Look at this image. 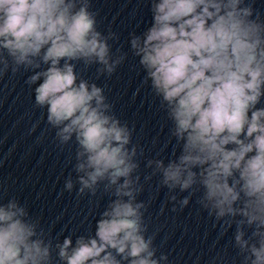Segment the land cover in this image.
<instances>
[{"label": "clouds", "instance_id": "9594fccd", "mask_svg": "<svg viewBox=\"0 0 264 264\" xmlns=\"http://www.w3.org/2000/svg\"><path fill=\"white\" fill-rule=\"evenodd\" d=\"M254 2L150 0V26L129 39L175 140L167 162L147 159L144 181L159 176L173 210L196 196L225 232L234 226L240 264H264V17ZM118 39L98 30L91 0H0V78L31 71L25 83L58 146L75 144L65 190L112 197L94 234L75 241L53 238L16 197L0 199V264H168L146 236L134 129L76 71L97 65V79L111 77L127 58L112 51Z\"/></svg>", "mask_w": 264, "mask_h": 264}]
</instances>
